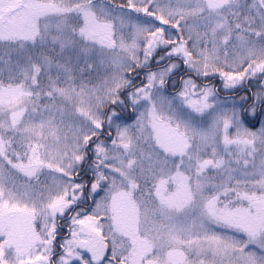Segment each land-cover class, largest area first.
Wrapping results in <instances>:
<instances>
[{"label": "snow or ice", "instance_id": "1", "mask_svg": "<svg viewBox=\"0 0 264 264\" xmlns=\"http://www.w3.org/2000/svg\"><path fill=\"white\" fill-rule=\"evenodd\" d=\"M0 264H264V0H0Z\"/></svg>", "mask_w": 264, "mask_h": 264}, {"label": "rangeland", "instance_id": "2", "mask_svg": "<svg viewBox=\"0 0 264 264\" xmlns=\"http://www.w3.org/2000/svg\"><path fill=\"white\" fill-rule=\"evenodd\" d=\"M223 95V94H222Z\"/></svg>", "mask_w": 264, "mask_h": 264}]
</instances>
